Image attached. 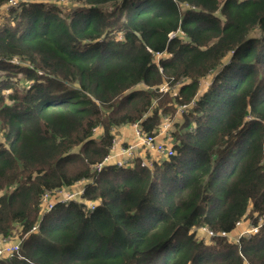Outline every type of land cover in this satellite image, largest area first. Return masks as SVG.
<instances>
[{"label":"trees","instance_id":"16d2710c","mask_svg":"<svg viewBox=\"0 0 264 264\" xmlns=\"http://www.w3.org/2000/svg\"><path fill=\"white\" fill-rule=\"evenodd\" d=\"M166 119L171 156L96 171L117 128ZM247 214H264V0H0V237L23 256L0 264H264V225L219 236Z\"/></svg>","mask_w":264,"mask_h":264},{"label":"built area","instance_id":"2783aa9c","mask_svg":"<svg viewBox=\"0 0 264 264\" xmlns=\"http://www.w3.org/2000/svg\"><path fill=\"white\" fill-rule=\"evenodd\" d=\"M162 89H166V86H163ZM132 126H134V130H135V139H136V143L134 144H129L127 147H120L119 149L121 151H118V156L119 158L117 159H112L111 156L105 158L104 160H102V162L98 163L95 165V169L97 172H100L102 170V168L105 165H109L112 164L114 166L117 167H124L123 162L125 160H130L131 156L135 150V147L137 145H145L147 148H149L150 150L154 151L156 153V156L159 157H169L173 154V151L171 149V147L168 145L167 141H168V126L169 123H166L161 130L159 131V133H157L154 136H146L143 135V133L140 131L138 124H133ZM130 127V126H129ZM164 138V139H163ZM143 165H148V167L151 165V163H142ZM73 197V196H72ZM71 198V197H70ZM69 197H65L60 201H65L70 199ZM53 200H55V197L49 196V193H46L43 197V201L45 202V209L47 211L52 209V206L54 205ZM35 227L32 228V230H34ZM8 238H2L0 237V257L4 256V255H17L18 258H23V256L20 255L19 252V244L18 243H11L10 241L7 240Z\"/></svg>","mask_w":264,"mask_h":264},{"label":"rangeland","instance_id":"374dc122","mask_svg":"<svg viewBox=\"0 0 264 264\" xmlns=\"http://www.w3.org/2000/svg\"><path fill=\"white\" fill-rule=\"evenodd\" d=\"M202 85H204V83ZM163 86H166V89H162ZM138 87H141V85H139ZM176 87H177V84L171 86L170 88H169V86H167V84H163L160 86L159 91L165 92L167 90L166 92H170V91H172V89H176ZM183 107L184 106H181V109ZM166 121L169 123V126H168V129H169V127H171V121L166 119L164 122H166ZM134 124H137V123H134ZM132 125L130 127L125 126V128H127L126 131H124V129H125L124 127L123 128H121V127L117 128L118 130L114 133L113 147L111 149V154L113 156L112 159L119 158L117 152L121 151L119 148L121 147L122 144H126V143H129V142L134 140V138H135L134 135L131 137L128 133L130 130L135 132L134 126H132ZM143 135H145V134H143ZM167 143H169V141H167ZM116 146H117V148H115ZM143 150L144 151L140 152L139 150L136 149L134 156H136V157L144 156L148 160V163L151 162V159H153L154 157H157L156 153L154 151L150 150L149 148H147L145 145H143ZM76 186L78 188L80 187L79 184H77ZM63 192H62L63 193L62 195L64 197L73 198L72 197L73 193H70L71 192L70 190L69 191H63ZM254 218H256V225L253 224ZM261 224L263 227V225H264V214L260 215V216H257V215L250 216L249 214H247L246 216L243 217L242 220H240L239 222L236 223L235 228L231 232H229V234L228 233H220L219 236L225 237L224 238L225 242L234 243V242H237L239 240V238H241V237L249 238L252 235H255V234H258L259 232H261V229H262ZM193 232L198 233V235L196 236L197 238L199 236L200 238H205L207 240H209V238H208L209 235L210 236L214 235L211 232H209V230H207L206 228H198V229L196 228L193 230ZM8 241H10L11 243H15L18 241L20 242V240H8Z\"/></svg>","mask_w":264,"mask_h":264},{"label":"bare ground","instance_id":"6f19581e","mask_svg":"<svg viewBox=\"0 0 264 264\" xmlns=\"http://www.w3.org/2000/svg\"><path fill=\"white\" fill-rule=\"evenodd\" d=\"M60 102V101H59ZM166 123H163V125H162V127L165 125ZM139 127V126H138ZM140 129V128H139ZM141 131V130H140ZM142 132V131H141ZM135 132H133V135H134V137H135V134H134ZM134 143H136V139L134 138V140L133 141H131V142H129V143H126V144H122L121 145V147H127L129 144H134ZM138 147H141V148H143V146L142 145H137L136 147H135V150L138 148ZM115 148H117V146L115 147ZM134 150V151H135ZM133 154H134V152H133ZM110 157L111 156V158L113 157L112 156V154H111V152L105 157V158H107V157ZM4 256H8V255H4ZM1 257H3V256H1Z\"/></svg>","mask_w":264,"mask_h":264},{"label":"crops","instance_id":"0c3cea01","mask_svg":"<svg viewBox=\"0 0 264 264\" xmlns=\"http://www.w3.org/2000/svg\"><path fill=\"white\" fill-rule=\"evenodd\" d=\"M121 128H123V127H121ZM124 128H125V127H124ZM126 130H127V128L124 129V131H126ZM128 133H129V135H130L131 137L133 136V132H132L131 130H130ZM138 150L141 152V151H144L145 149L143 150V148H139ZM158 157H159V156H158Z\"/></svg>","mask_w":264,"mask_h":264}]
</instances>
